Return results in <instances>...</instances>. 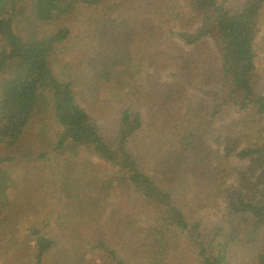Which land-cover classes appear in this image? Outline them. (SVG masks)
I'll use <instances>...</instances> for the list:
<instances>
[{
	"label": "trees",
	"instance_id": "trees-1",
	"mask_svg": "<svg viewBox=\"0 0 264 264\" xmlns=\"http://www.w3.org/2000/svg\"><path fill=\"white\" fill-rule=\"evenodd\" d=\"M157 17L170 43L158 39ZM263 24L264 0H0V148L53 146L39 164L9 169L17 158H0L2 261L13 264L32 240L39 263L60 242L44 228L20 237L14 223L41 207L56 212L60 236L86 238L57 246L48 254L54 264H88L81 247L95 264H230L232 243L242 253L233 264L253 253L264 264V242L243 247L238 225L255 216L253 231L264 230ZM207 42L213 50L204 51ZM147 53L166 82L139 63ZM65 54L78 75L57 69ZM101 98H122L112 144L91 116ZM139 132L143 152L134 155L127 140ZM208 189L229 209L214 225V236L223 234L214 244L185 215L197 195L199 213L206 208ZM132 218L137 229L127 227ZM98 233L105 241H89Z\"/></svg>",
	"mask_w": 264,
	"mask_h": 264
},
{
	"label": "rangeland",
	"instance_id": "rangeland-1",
	"mask_svg": "<svg viewBox=\"0 0 264 264\" xmlns=\"http://www.w3.org/2000/svg\"><path fill=\"white\" fill-rule=\"evenodd\" d=\"M229 1L230 5H234L236 4L237 0H227ZM167 14L170 13L169 9H167L166 11ZM164 20L162 18L157 17L155 20V30H161V34L158 36L159 40H162V43H170L172 41V38L169 36L168 34V28L167 26L164 24ZM262 29L264 31V24L262 26ZM263 31H261V35H264ZM264 37V36H262ZM180 43V42H179ZM205 50H213V46L210 42L205 43ZM262 50L259 53V63H260V68H259V73L261 76V79L259 80V91L264 93V45L262 46ZM182 50L185 51V48L182 47ZM58 64L56 65L58 70H63V71H70L72 72L74 75H78V73L76 71H74L77 68L76 65V59L73 58L72 56L65 54L64 56H58ZM138 61L139 63H146L147 64V70L152 71L154 74H158L160 75V83L162 82H166L168 80V76H167V72L163 69H161L160 67H157L154 64V58L152 53H147L145 55L141 54L138 57ZM154 64V65H153ZM72 69V70H71ZM2 77V76H1ZM0 77V78H1ZM188 96L190 98H196L201 96L199 93L190 90L188 93ZM184 106V105H183ZM183 106L180 107L179 113L178 115H180L183 112ZM91 109H93V113L91 114V116L93 117V122L98 126V128L100 129V131L102 132V134L104 135L105 139L107 140V142H109L110 144H112L118 137V129H119V125H120V120L122 117V98L117 100V103H112V100L108 101L105 100L104 98H101V100L99 101V103L95 104L94 106L91 107ZM228 111V110H227ZM227 111H225L224 113H226ZM49 134H51L50 131ZM138 134V135H137ZM136 135L138 136V139L135 138L134 139V135L132 137L129 138V140H127V146L130 148V150L134 153V155H140L139 150L141 152L142 151V146L139 147V143H140V132L137 133ZM50 141V140H49ZM32 143L31 141H26L25 143L18 145L17 147H8L5 146L4 148H0V158H4V157H8V156H14L17 158V161L12 163V164H6V166L10 169V168H14L16 166H20L22 165L21 163L25 164L26 162H34L36 164L41 163L42 161H44L45 159H38V156L41 153L44 152H52V145L48 142L47 145H43L41 144L40 147V151L36 152L32 149ZM27 156L30 155V157H23L21 158V156ZM48 157H52L50 155H48L46 158ZM137 158H139V156H137ZM38 159V161H37ZM91 163L93 164H101V160L98 158H92L89 159ZM139 160H144L143 158L139 159ZM85 164V163H84ZM45 166L48 167V162L45 163ZM100 169L101 166H98ZM72 169V167H71ZM78 169H76L77 171ZM22 171L24 172L25 170H19V173L16 174H20L22 173ZM231 181L227 182L230 183ZM226 184L224 186L221 185L222 190L225 188ZM218 190H213V189H208V191H205V193L202 196V201L201 202H206V208L203 210H200L201 213H199L198 209L199 206L203 203H201L200 205L196 206L199 202V195H197L194 199V204L188 209L186 208L185 210V215L187 217L188 220H190L191 222H195V221H199L201 224V231H203L205 233L206 236V241L207 242H213V239L215 238V241H221L222 240V236L223 234L220 233L219 235H215L217 228H214V225L217 226H223V221L221 222V217L223 219L224 214H227V212L229 211L228 209V204H226L225 199L222 198L223 194H219L217 193ZM122 191H120V194ZM210 193L215 194L216 196H213L211 198ZM224 193V191H223ZM248 198V197H246ZM211 200V202H210ZM8 200L5 201L3 204L7 205ZM55 203L50 202L49 206H47V208H49L50 206L54 205ZM196 206V207H195ZM195 207V208H194ZM194 208V209H193ZM198 208V209H197ZM53 210V208H50V210L46 209L43 210L41 207L38 208V210L35 212V216H33V214H31L30 216H28V221H19L18 223H14L15 227L19 230V235L20 237H27V238H31L30 236V232H31V228H35V229H43L44 228V232L49 233V236H56V238L58 240H60V242L58 244H56V246L54 245L52 248H50L49 252L44 255L40 260L39 263L36 262V260H34L32 258V254L31 253H36V250L33 248V241L29 240V242L26 243V246L24 247L23 250H21L20 252V256L14 260L13 264H54V262H50V258L48 256L49 253H53L55 251V249L57 248V246H62L63 249L65 248H69V243L70 241H75V240H80L81 242H85L86 238H84L82 235H79L78 237H74L73 235L70 234H66L65 236H60L59 234V230L54 226L53 221L55 220V214L56 212L51 211ZM36 215H39L37 217H40V221H37V217ZM201 215V216H200ZM107 215L102 214L101 218H105ZM78 219V218H77ZM257 223V217L252 216L250 217V219H248L247 221L245 220H240L238 222V225L245 230V232L243 233L244 235V243H243V247L246 246L248 247V242L251 243H258L259 242H264V236H263V225L261 226L259 223L258 228H261V230H257L256 232H254V227ZM139 223L137 222V220L135 218H132L131 221H129L127 227L129 229H137L138 228ZM104 233H98V234H94L92 237H90L89 241L96 243L97 241H105V238L103 237ZM214 241V242H215ZM248 241V242H247ZM213 242V244H214ZM238 251L237 246L235 245V243H232L231 245H229L224 253V255L226 256V260L230 262V264H233L236 260V254L241 255L242 253H236ZM80 253H85L84 256L82 257V260H90V262L88 264H95V262H98V258L96 257V259L92 260L91 259V252L86 248V247H81ZM120 254L125 253V252H119ZM171 255H175L176 257L177 254L176 253H171ZM29 257V258H28ZM255 253H253L252 255H245L244 258V264H255ZM0 264H5L2 259L0 258Z\"/></svg>",
	"mask_w": 264,
	"mask_h": 264
}]
</instances>
